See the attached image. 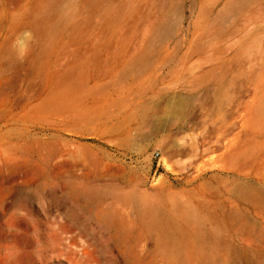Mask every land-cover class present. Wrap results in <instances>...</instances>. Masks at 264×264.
Returning <instances> with one entry per match:
<instances>
[{"label": "rangeland", "instance_id": "rangeland-1", "mask_svg": "<svg viewBox=\"0 0 264 264\" xmlns=\"http://www.w3.org/2000/svg\"><path fill=\"white\" fill-rule=\"evenodd\" d=\"M262 190L264 0H0V264H264Z\"/></svg>", "mask_w": 264, "mask_h": 264}, {"label": "bare ground", "instance_id": "bare-ground-1", "mask_svg": "<svg viewBox=\"0 0 264 264\" xmlns=\"http://www.w3.org/2000/svg\"><path fill=\"white\" fill-rule=\"evenodd\" d=\"M209 105H210V104H209ZM218 116L220 117L221 115H218ZM222 116H223V115H222ZM219 117H218V118H219ZM212 121H213V120H212ZM207 123H208V122H207ZM207 123H206V124H207ZM206 124H205V125H206ZM219 125H220V124H219ZM206 126H207V125H206ZM202 127H203V126H202ZM204 127H205V126H204ZM219 127H220V126H219ZM199 131H200V130H199ZM201 131H202V130H201ZM201 131H200V132H201ZM192 135H193V134H192ZM192 135H191V136H192ZM191 136H190V138H192ZM194 139H195V138H194ZM217 141H218V140H217ZM217 141H216V142H217ZM191 142H192V141H191ZM189 144H191V143H189ZM195 145H196V144H195ZM213 145H214V144H213ZM193 146H194V145H193ZM207 146H208V145H207ZM204 150H205V149H204ZM206 150H207V147H206ZM254 190H256V189H254ZM259 190H260V189H259ZM262 191H264V190H262ZM88 195H89V194H88ZM84 198H85V197H84ZM170 222H171V221H170ZM118 223H119V222H118ZM159 223H160V222H159ZM165 223H166V222L163 223V221H162L161 224H165ZM172 223H173V222H172ZM157 224H158V222H157ZM166 224H167V223H166ZM110 225H111V224H110ZM119 225H120V224H119ZM158 225H160V224H158ZM158 225H157V226H158ZM171 225H172V224H171ZM116 227H117V225H116ZM163 229H164V228H163ZM168 229H170V228H168ZM159 230H160V229H159ZM125 231H126V230H125ZM169 231H170V230H169ZM167 233H168V232H167ZM123 236H124V235H122V237H123ZM138 262H139L138 260H137V261H134V264H137ZM138 264H139V263H138Z\"/></svg>", "mask_w": 264, "mask_h": 264}]
</instances>
